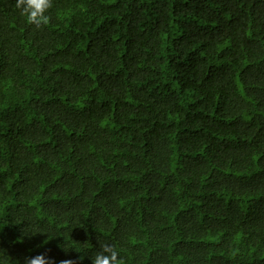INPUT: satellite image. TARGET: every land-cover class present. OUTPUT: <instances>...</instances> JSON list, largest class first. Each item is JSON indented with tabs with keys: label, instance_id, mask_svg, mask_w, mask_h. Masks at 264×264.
<instances>
[{
	"label": "trees",
	"instance_id": "1",
	"mask_svg": "<svg viewBox=\"0 0 264 264\" xmlns=\"http://www.w3.org/2000/svg\"><path fill=\"white\" fill-rule=\"evenodd\" d=\"M0 0V264H264V0Z\"/></svg>",
	"mask_w": 264,
	"mask_h": 264
},
{
	"label": "clouds",
	"instance_id": "2",
	"mask_svg": "<svg viewBox=\"0 0 264 264\" xmlns=\"http://www.w3.org/2000/svg\"><path fill=\"white\" fill-rule=\"evenodd\" d=\"M16 7L21 15L26 17L27 23L39 29L42 25H48L51 17L47 15L53 7V0H17ZM25 264H54L47 256L40 254L26 258ZM60 264H77L76 260L65 259ZM92 264H125L113 245L103 243L100 250L92 256Z\"/></svg>",
	"mask_w": 264,
	"mask_h": 264
}]
</instances>
